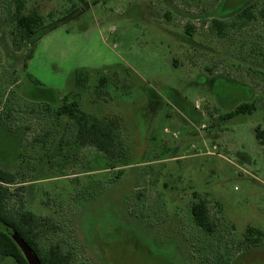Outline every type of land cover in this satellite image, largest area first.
<instances>
[{
	"label": "rangeland",
	"instance_id": "1",
	"mask_svg": "<svg viewBox=\"0 0 264 264\" xmlns=\"http://www.w3.org/2000/svg\"><path fill=\"white\" fill-rule=\"evenodd\" d=\"M21 1L43 26L16 50V2L0 0V167L40 247L70 264H264V0ZM65 95L116 123L118 161L76 141Z\"/></svg>",
	"mask_w": 264,
	"mask_h": 264
},
{
	"label": "trees",
	"instance_id": "2",
	"mask_svg": "<svg viewBox=\"0 0 264 264\" xmlns=\"http://www.w3.org/2000/svg\"><path fill=\"white\" fill-rule=\"evenodd\" d=\"M16 8L14 12L15 32L13 33V46L16 50L21 48L22 42L31 41L43 26V17L36 10L28 13L23 12L21 0H15ZM248 19L252 18L248 7L242 11ZM221 26H224L221 24ZM19 41L15 42V38ZM30 56V55H29ZM28 56V58H29ZM24 66H26L24 64ZM41 100L53 103L56 97L52 89H40ZM62 103L55 110L58 116L66 115L75 127V139L81 145L92 146L103 154L108 160L118 161L121 158L120 144L116 141L118 127L115 122L102 120L95 116L88 115L77 100L62 97ZM253 104L241 103L234 110L225 113L223 119H229L245 113H251ZM255 139L264 147V129H255ZM15 176L9 171L0 167V258L9 257L13 264H27L21 250L16 245L12 235L15 233L21 237L38 257L41 264H70L71 255L61 249L58 244L51 245L43 250L40 247L39 239L41 232L37 228V218L30 212L22 208L21 211H12L7 208L9 200L14 196L10 191L13 186ZM20 188L19 190H21ZM192 222L206 235L215 233V224L211 221L207 204L201 198H197L190 207ZM250 247H256L263 239V234L248 227L245 236ZM226 264V262H225Z\"/></svg>",
	"mask_w": 264,
	"mask_h": 264
},
{
	"label": "water",
	"instance_id": "3",
	"mask_svg": "<svg viewBox=\"0 0 264 264\" xmlns=\"http://www.w3.org/2000/svg\"><path fill=\"white\" fill-rule=\"evenodd\" d=\"M16 245L21 250L27 264H41L38 257L32 252L31 248L25 243V241L16 235L15 233L12 235Z\"/></svg>",
	"mask_w": 264,
	"mask_h": 264
}]
</instances>
